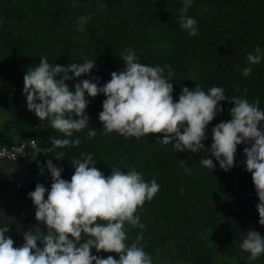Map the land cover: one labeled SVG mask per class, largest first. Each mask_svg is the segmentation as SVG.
<instances>
[{
  "label": "trees",
  "instance_id": "16d2710c",
  "mask_svg": "<svg viewBox=\"0 0 264 264\" xmlns=\"http://www.w3.org/2000/svg\"><path fill=\"white\" fill-rule=\"evenodd\" d=\"M38 1L49 6L46 0ZM122 1L71 0L69 9H63L53 17L59 21L56 35L46 27V40H39L36 30L23 35L0 31V49L11 50V65L16 64L19 81L17 95L24 103L27 100L23 93V77L29 68L40 64L41 56H47L49 63L65 67L83 63L85 59L95 61L89 74L65 83L74 89L76 83L89 79L102 87L111 79L112 72L124 70L125 62L120 57L122 53L126 54L125 49H131L141 63L161 67L171 65L175 72L172 77L174 101L178 102L183 87L195 89L199 84L205 92L213 86L223 87L226 96L239 95L249 102L259 97V107L264 110V58L255 65H250L247 60V55L254 53L257 46L264 52V0H193L186 15L197 21L196 36H190L180 27L183 0H128L126 4H140L148 12L139 16L109 12L123 4ZM74 3L76 7H73ZM102 4L106 7H100ZM205 8L206 12L203 11ZM88 15L91 19L84 25L85 30L78 31L77 21ZM53 38L55 45L48 41ZM245 67L252 68L247 77L242 74ZM95 78H99L98 81ZM85 95L89 100L85 114L92 115L89 127L96 129L97 134L86 139L88 128L73 133L70 139L80 138L82 143L78 147L60 148L67 168L74 169L73 157L81 158V153L88 152L93 156L95 167L106 177L112 168L118 167L125 173L135 168L147 182L155 179L159 191L143 206L152 209L175 235L190 236L197 232L195 224L201 221L231 223L235 226L234 232L254 230L264 234L256 210L258 196L251 173L243 163L246 160L243 150L247 145L237 146L235 166L228 171L222 170L207 151L212 143V128L231 119L230 109L234 105L228 100L220 102L223 111L207 126V139L203 141L206 150L191 153L177 152L172 144H160L158 140L163 139L162 134H149L139 139L125 138L116 132L105 135L99 113L106 97L103 93L95 98ZM26 110L15 112L12 125L24 133H31L38 129L42 120ZM49 130L50 136L65 138L50 125ZM202 158H212L215 168L211 171L200 165ZM181 160L187 163L191 174L181 167ZM181 189H184L183 193ZM229 227H221V231L231 234L233 231ZM138 230L139 235L148 231ZM12 239L16 246L22 245L19 240Z\"/></svg>",
  "mask_w": 264,
  "mask_h": 264
},
{
  "label": "clouds",
  "instance_id": "9594fccd",
  "mask_svg": "<svg viewBox=\"0 0 264 264\" xmlns=\"http://www.w3.org/2000/svg\"><path fill=\"white\" fill-rule=\"evenodd\" d=\"M192 3L193 0H183L179 21L182 29L196 36L197 21L186 15ZM76 6L74 3L73 7ZM89 19L90 15L79 18L78 31L85 30ZM125 53L120 57L125 62L124 70L112 72L111 79L102 87L89 79L76 83L74 89L65 83L89 74L95 67V61L89 59L65 67L49 63L47 56H41L40 64L27 70L23 77L27 109L39 120H49L50 126L65 137H52V150L43 152L78 147L81 139L70 138L74 132L85 128H88L86 139L96 136V129L89 127L90 117L85 114L89 104L85 94L95 98L103 93L106 97L99 113L105 135L116 132L125 138L139 139L162 134L160 144H172L177 152L191 153L206 150L203 141L207 139V126L223 111L220 102L228 100L234 105L230 109L231 119L212 128V143L207 151L222 170L228 171L235 166L237 146L247 145L243 150L246 156L243 163L251 173L259 200L256 205L259 224L264 226V110L259 107V97L249 102L239 95L226 96L223 87L213 86L205 92L197 84L195 89L183 87L177 102L173 98L175 72L171 65L150 66L139 62L133 50L125 49ZM262 58L264 52L259 46L247 55L250 65L259 64ZM251 72V67H245L242 74L247 77ZM57 76L62 78L57 79ZM243 91L246 93L247 89ZM35 150L41 152L38 147ZM63 156V152L56 151L55 159H63ZM80 156L71 161L74 173L70 181L62 178L63 168L54 165L52 160L46 161L52 178L50 190L37 183L28 198L35 207V220L47 230L35 226L34 231L24 232L23 244L16 246L6 235L9 227H0V264H153L143 247L138 246L142 233L136 237V242L126 243L125 224L144 228L136 213L158 193L160 186L156 180L145 181L135 168L125 173L114 167L106 177L95 167L91 154L81 153ZM186 164L181 160V167L191 174ZM199 164L211 171L215 168L212 158H202ZM38 167L43 174L44 166ZM180 191L183 193L184 189ZM93 248L98 253H116L119 259L112 255L107 258L93 255ZM240 248L250 254L249 261H255L264 255V236L249 230Z\"/></svg>",
  "mask_w": 264,
  "mask_h": 264
},
{
  "label": "rangeland",
  "instance_id": "374dc122",
  "mask_svg": "<svg viewBox=\"0 0 264 264\" xmlns=\"http://www.w3.org/2000/svg\"><path fill=\"white\" fill-rule=\"evenodd\" d=\"M46 1L49 3L48 7L44 5L45 2L41 3L38 0H0V31L23 35L36 30L39 32V40H43L48 27L53 31L52 35H56L59 21L53 17L61 13L63 9H69L71 0ZM127 1L123 0V4L116 5L109 12L132 16L148 12L140 4L129 5L126 4ZM48 41L51 45L56 43L54 38ZM10 55L9 48L0 49V141L12 143L13 141L9 139L21 140L26 137H35L37 147L41 149L40 153L35 149L32 150L20 161H9L0 165V227L8 226L10 231L6 235L23 244L24 232L30 229L34 231L37 225L42 231L47 230L42 223L38 224L35 220V207L28 198V193L35 190L37 183L43 184L50 190L52 178L47 170L46 161L52 160L54 165L63 168L61 176L69 181L74 169L67 168L64 156L63 159H55L56 151L63 152L60 148L47 154L43 152L53 148L50 142L52 136H50L49 120L40 121L38 129L31 133H24L12 125L15 112L26 110L27 103H24L17 95L19 87L17 66L11 65L13 63L10 61ZM87 116L92 117V115ZM85 154L87 155L88 152ZM38 165L44 166L43 174H40ZM45 199H47V193ZM136 215L140 216V222L144 225L143 229L148 230L138 246L143 247L152 258L153 264H264V255L255 261L248 260L250 254L240 248L246 231L234 232L235 226L231 223L225 225L215 221L209 223L201 221L195 224L197 232L190 236L175 235L169 232L165 223L154 214L152 209L142 206ZM224 226H230L233 232L224 234L221 231V227ZM125 230L128 235L126 243L130 245L136 242V237L139 235L138 227L132 228L125 224ZM260 234L264 236L263 233ZM86 239L87 237H84V240ZM91 252L101 258L112 255L115 259H119L116 253L103 251L98 253L95 248Z\"/></svg>",
  "mask_w": 264,
  "mask_h": 264
},
{
  "label": "built area",
  "instance_id": "2783aa9c",
  "mask_svg": "<svg viewBox=\"0 0 264 264\" xmlns=\"http://www.w3.org/2000/svg\"><path fill=\"white\" fill-rule=\"evenodd\" d=\"M37 147L35 137H26L14 143L0 141V165L9 161H20L26 158Z\"/></svg>",
  "mask_w": 264,
  "mask_h": 264
},
{
  "label": "crops",
  "instance_id": "0c3cea01",
  "mask_svg": "<svg viewBox=\"0 0 264 264\" xmlns=\"http://www.w3.org/2000/svg\"><path fill=\"white\" fill-rule=\"evenodd\" d=\"M0 128H1V125H0ZM13 136V135H12ZM16 137V136H15ZM9 141H13L12 143H14V142H17V141H19V139H9ZM5 143H10V142H5Z\"/></svg>",
  "mask_w": 264,
  "mask_h": 264
}]
</instances>
